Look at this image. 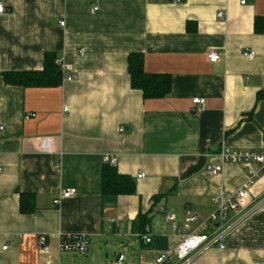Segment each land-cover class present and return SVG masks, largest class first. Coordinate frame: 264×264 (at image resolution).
I'll list each match as a JSON object with an SVG mask.
<instances>
[{"label":"crops","instance_id":"crops-1","mask_svg":"<svg viewBox=\"0 0 264 264\" xmlns=\"http://www.w3.org/2000/svg\"><path fill=\"white\" fill-rule=\"evenodd\" d=\"M0 3V264H113L119 253L121 264H154L184 238L186 207L205 220L214 198L236 200L247 167L224 162L211 174L205 164L219 163L223 146L264 149V0ZM45 52L61 62L58 85L4 82V72L42 69ZM132 52L147 73L170 75L165 96L144 99L130 86ZM111 160L132 194H102ZM66 188L76 192L59 197ZM249 192L230 212L238 224L224 248L187 264H264V174ZM65 233L86 234L87 252L60 250Z\"/></svg>","mask_w":264,"mask_h":264},{"label":"built area","instance_id":"built-area-1","mask_svg":"<svg viewBox=\"0 0 264 264\" xmlns=\"http://www.w3.org/2000/svg\"><path fill=\"white\" fill-rule=\"evenodd\" d=\"M249 0H239L240 4H246ZM97 6H93L92 10H97ZM5 10L4 5L0 3V13ZM218 17L222 18L223 13L218 12ZM60 24H63L61 22ZM83 54V50L79 51ZM254 51H249L248 56H253ZM208 60L211 62L217 61L220 57L217 52H210ZM58 65H61L60 60H56ZM62 66V65H61ZM71 79L72 76H68ZM192 103L196 105V110H200L204 105V99L200 97L192 98ZM198 105V106H197ZM34 114H26L25 118H29ZM220 158L219 163L207 161L205 164V170L211 174H218L222 171L223 163H238L247 167V176L245 181L236 190V200L231 198L217 199L214 198L215 208L205 220H199L198 216L189 208L184 209V229L186 234L184 238L179 242L172 250L161 252L154 260V264H187L193 259L199 252L204 249L216 245L219 248H224V241L226 236L237 226V220H232L230 212H236L241 207L245 206V201L251 199L249 188L254 181L264 174V149H231L227 146H223L218 154ZM104 160H108L104 158ZM113 164L114 161H109ZM143 173H139L138 177H142ZM76 192L75 188H66L59 192V197L66 198L72 196ZM54 204L59 202V198L53 200ZM253 208V207H252ZM173 214H166V219H173ZM197 223V226L192 228L191 225ZM207 225H210L212 230L210 232H201ZM144 241L149 242L150 237L145 235ZM39 243L43 250H48L47 239L45 235L39 237ZM89 246L88 236L84 233H65L60 235L58 247L62 251L75 252L84 254L87 252ZM5 248V247H4ZM124 259V255L119 253L117 258L113 261V264H121Z\"/></svg>","mask_w":264,"mask_h":264},{"label":"trees","instance_id":"trees-1","mask_svg":"<svg viewBox=\"0 0 264 264\" xmlns=\"http://www.w3.org/2000/svg\"><path fill=\"white\" fill-rule=\"evenodd\" d=\"M56 55L53 52H45L43 55L42 69L36 71H14L2 73L5 83L21 86H56L61 81V69L55 62ZM127 68L130 78V86L139 89L144 99L160 98L165 96L171 87V77L168 74L147 73L143 68L142 54L132 52L127 57ZM264 96V91L259 93ZM101 192L102 194H132L135 189L134 181L124 174H120L114 165L103 164L101 168ZM25 194L20 198V210L29 212L32 205L25 204ZM32 204V203H31Z\"/></svg>","mask_w":264,"mask_h":264}]
</instances>
